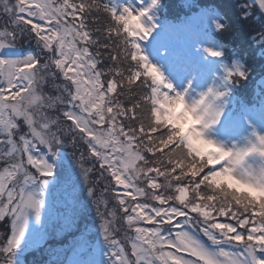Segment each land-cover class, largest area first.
<instances>
[{
	"label": "snow or ice",
	"instance_id": "1",
	"mask_svg": "<svg viewBox=\"0 0 264 264\" xmlns=\"http://www.w3.org/2000/svg\"><path fill=\"white\" fill-rule=\"evenodd\" d=\"M0 19V264H264V0Z\"/></svg>",
	"mask_w": 264,
	"mask_h": 264
},
{
	"label": "rangeland",
	"instance_id": "2",
	"mask_svg": "<svg viewBox=\"0 0 264 264\" xmlns=\"http://www.w3.org/2000/svg\"><path fill=\"white\" fill-rule=\"evenodd\" d=\"M3 24V20L2 19H0V25H2ZM3 231V226L2 225H0V232H2Z\"/></svg>",
	"mask_w": 264,
	"mask_h": 264
}]
</instances>
